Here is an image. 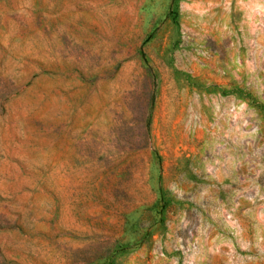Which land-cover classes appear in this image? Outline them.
I'll return each instance as SVG.
<instances>
[{
    "label": "rangeland",
    "instance_id": "374dc122",
    "mask_svg": "<svg viewBox=\"0 0 264 264\" xmlns=\"http://www.w3.org/2000/svg\"><path fill=\"white\" fill-rule=\"evenodd\" d=\"M0 264H264V0H0Z\"/></svg>",
    "mask_w": 264,
    "mask_h": 264
}]
</instances>
